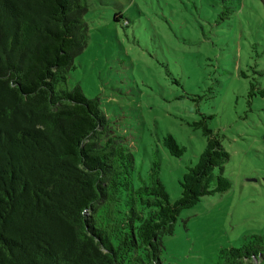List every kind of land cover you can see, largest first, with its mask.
<instances>
[{"label":"trees","instance_id":"1","mask_svg":"<svg viewBox=\"0 0 264 264\" xmlns=\"http://www.w3.org/2000/svg\"><path fill=\"white\" fill-rule=\"evenodd\" d=\"M86 13L83 0H0V264H161L181 211L232 187L229 153L205 122L206 146L187 165L178 199L158 159L147 179L135 178L126 136L98 99L69 85L88 45ZM163 145L185 152L171 134ZM263 252L256 234L220 248L217 264Z\"/></svg>","mask_w":264,"mask_h":264},{"label":"rangeland","instance_id":"2","mask_svg":"<svg viewBox=\"0 0 264 264\" xmlns=\"http://www.w3.org/2000/svg\"><path fill=\"white\" fill-rule=\"evenodd\" d=\"M83 1L89 40L69 85L98 99L126 136L135 178L147 179L158 159L178 199L187 165L206 146L203 122L229 153L231 189L182 210L160 256L217 264L220 248L264 234V0ZM170 134L185 147L181 157L163 145ZM244 264H264V252Z\"/></svg>","mask_w":264,"mask_h":264}]
</instances>
